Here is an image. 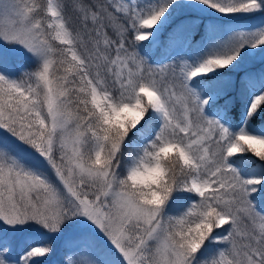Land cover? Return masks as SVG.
Returning a JSON list of instances; mask_svg holds the SVG:
<instances>
[{
  "label": "snow or ice",
  "instance_id": "obj_1",
  "mask_svg": "<svg viewBox=\"0 0 264 264\" xmlns=\"http://www.w3.org/2000/svg\"><path fill=\"white\" fill-rule=\"evenodd\" d=\"M255 55L264 0H0V264H264V69L219 103Z\"/></svg>",
  "mask_w": 264,
  "mask_h": 264
},
{
  "label": "rangeland",
  "instance_id": "obj_2",
  "mask_svg": "<svg viewBox=\"0 0 264 264\" xmlns=\"http://www.w3.org/2000/svg\"><path fill=\"white\" fill-rule=\"evenodd\" d=\"M180 15L182 17H180L176 23H172L168 26V28L165 30V32L163 33V35L161 36V41H166L168 34L171 32L172 28H174L176 26V24L180 23L181 20L183 19H187V16L184 13H180ZM202 35V32L199 31V34L197 35L196 38L197 41L200 39ZM181 47H186L184 45V41L182 37H178L177 40L175 41V43L173 44L171 49H168L169 52H171L173 55L175 54V51L180 49ZM155 51V55L158 59L164 60V55L166 54L165 52V48L162 46L160 47L158 50H154ZM164 62L166 63L167 60H164ZM261 61V57L259 55H255L254 57H248L246 58L244 61L241 62V64H239L236 68H234V72L235 71H241L242 69H245L243 71V74H239L238 72H235L232 78V89H237V92H235L234 94L231 95H227L226 98H224L223 100L219 101L220 104H223L225 99L230 100V97L236 96V93H240L243 94L244 89H245V84L248 80V75L249 74H253V75H258L260 73V71L264 68H262V66L264 65V63H262ZM260 65V66H258ZM262 65V66H261ZM230 76L229 74L225 75ZM239 79V81L241 82L240 84L236 82V80ZM234 82V83H233ZM229 96V97H228ZM243 101L246 99L245 95L243 94L240 97ZM231 115V114H230ZM232 118V116H231ZM256 128H260L255 126ZM264 127V126H262ZM187 200V196L184 198H180L178 201H180V204H176L173 206L174 210L178 209L180 206H182V204L184 202H186ZM16 243L19 247H24L26 246L27 243L33 241V240H48L47 236H44L42 234H38V233H34V232H30V233H26L23 235H18L17 237H15ZM51 243H53L54 245V252L51 256H49L46 264H62L60 262L59 259H63L66 257V261L67 259L73 255L72 251H71V243L66 241L64 238L62 237H55L53 238L51 241H49Z\"/></svg>",
  "mask_w": 264,
  "mask_h": 264
},
{
  "label": "trees",
  "instance_id": "obj_3",
  "mask_svg": "<svg viewBox=\"0 0 264 264\" xmlns=\"http://www.w3.org/2000/svg\"><path fill=\"white\" fill-rule=\"evenodd\" d=\"M180 16H181L180 13H178L176 16H174V17L172 18V21H171L170 24H172V23H176V21L179 19ZM170 24H169V25H170ZM197 34H198V32H197V33L195 34V36L192 38L193 42H195V39H196V37H197ZM261 64H262V63H261ZM29 66H30V65H29ZM258 66H260V65H258ZM261 66H262V65H261ZM262 68H264V65L262 66ZM244 70H245V69H242L241 71H238L239 74L242 73ZM226 74H229V75H230L229 77H225V79L228 81V83L225 85V89H226L227 95H229V94L231 93V88H232V78H234V77H233L234 70H232L231 72H226L225 75H226ZM248 78H249V75H248ZM233 83H234V82H233ZM236 92H237V91H236ZM227 95H226V96H222V97L220 98V100L226 98ZM230 101L232 102V109H233L232 112H231L230 114L232 115V117H233V121H234V123H235V122H238V121H239V120H238V117H239V115H240V113H241V111H242V108H243V100L240 98L239 94L236 93V96L231 97V98H230ZM251 124H252V125H255V126H257V127H262V126H264V114H262V115H257V116L251 121ZM186 196H187V195L182 194V195H180V196L177 197V200H179L180 198H183V197L185 198ZM59 260H60V262H61L62 264H65V262H66L65 258H63V259H59ZM55 264H56V263H55Z\"/></svg>",
  "mask_w": 264,
  "mask_h": 264
},
{
  "label": "bare ground",
  "instance_id": "obj_4",
  "mask_svg": "<svg viewBox=\"0 0 264 264\" xmlns=\"http://www.w3.org/2000/svg\"><path fill=\"white\" fill-rule=\"evenodd\" d=\"M180 17H182V16H180ZM180 17H179V18H180ZM195 41H196V39H195ZM243 111H244V108H242V111H241V113H240V115H239V117H238V120L240 119V117H241Z\"/></svg>",
  "mask_w": 264,
  "mask_h": 264
}]
</instances>
